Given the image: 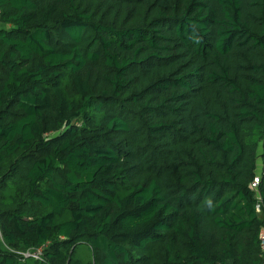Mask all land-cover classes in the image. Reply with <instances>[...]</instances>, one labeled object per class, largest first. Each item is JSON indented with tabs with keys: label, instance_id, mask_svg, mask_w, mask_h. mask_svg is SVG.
Returning a JSON list of instances; mask_svg holds the SVG:
<instances>
[{
	"label": "trees",
	"instance_id": "1",
	"mask_svg": "<svg viewBox=\"0 0 264 264\" xmlns=\"http://www.w3.org/2000/svg\"><path fill=\"white\" fill-rule=\"evenodd\" d=\"M261 227L264 0H0V264H264Z\"/></svg>",
	"mask_w": 264,
	"mask_h": 264
},
{
	"label": "built area",
	"instance_id": "2",
	"mask_svg": "<svg viewBox=\"0 0 264 264\" xmlns=\"http://www.w3.org/2000/svg\"><path fill=\"white\" fill-rule=\"evenodd\" d=\"M258 183H259V179L256 177L251 185H252L253 188H255V187H257ZM256 211L257 212L260 211L259 204L256 205ZM0 239H2L1 231H0ZM258 241H259V247H260L262 256H264V227H261L259 229ZM22 256L24 258L32 257V258H35V259H40L41 250L39 249V250H36L35 252H26V253H23Z\"/></svg>",
	"mask_w": 264,
	"mask_h": 264
},
{
	"label": "rangeland",
	"instance_id": "3",
	"mask_svg": "<svg viewBox=\"0 0 264 264\" xmlns=\"http://www.w3.org/2000/svg\"><path fill=\"white\" fill-rule=\"evenodd\" d=\"M1 240V239H0ZM73 258L79 260L82 264H87L90 261L91 255L86 245L80 244L76 246Z\"/></svg>",
	"mask_w": 264,
	"mask_h": 264
}]
</instances>
